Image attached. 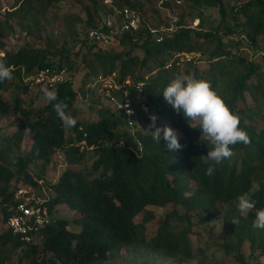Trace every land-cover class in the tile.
<instances>
[{
	"label": "trees",
	"instance_id": "1",
	"mask_svg": "<svg viewBox=\"0 0 264 264\" xmlns=\"http://www.w3.org/2000/svg\"><path fill=\"white\" fill-rule=\"evenodd\" d=\"M60 1L15 0L13 9L0 15V46L6 50L3 61L13 74L11 80L0 83V117L10 112L9 99L4 97L10 85L17 82L26 94L35 90L23 82V72L64 70L73 76L77 70L80 49L15 48L10 40V19H19L24 23L23 31L35 37L39 29L36 12L47 11ZM71 1L85 13L80 36L82 48L87 46L83 61L94 66V72L109 75L119 71L117 78L122 85L127 77L134 82L144 81L141 92L127 87L136 100L138 119L139 102L145 101L147 107L161 105L159 119L164 118L176 131L182 147L169 151L163 137L158 144L151 133L145 132L155 129L139 125L132 130L125 116L110 107H100L103 114L97 120L76 119L75 127H67L54 111L55 102L47 101L35 108L32 100L24 105V96L17 93L15 111L21 116L17 129L0 136V264H103L125 246L150 247L180 262L198 257L200 264H220L191 242L193 226L207 224L216 217L222 221L219 236L227 252L244 260L242 246L250 242L251 254L258 251L264 255V229L253 227L256 211L264 208V54L256 60L249 55L243 39L224 41L218 31L191 27L184 18L179 28L162 41L153 39L144 28L118 37L117 43L142 49V57L132 53V48L107 52L87 36L99 21L100 0ZM124 1L141 10L152 26L167 25L159 20L158 0ZM191 1L208 6L221 4L220 0ZM177 2L163 0L162 5H179ZM241 10L250 31L242 27L239 32L255 42L264 33V0L248 1ZM182 52L203 53L208 65L181 61ZM177 74L210 81L230 110L240 116V127L251 143L231 146L234 155L220 163L208 160L211 145L201 136L199 124L176 113L162 95ZM47 89L57 92L58 100L67 103V111L73 116L79 94L73 82L66 78ZM36 93L41 95L43 91ZM26 128L33 134V144L28 152L17 153ZM57 151L64 156L66 167L55 181L34 175L31 164L37 160L47 166ZM89 160L91 166L85 169L84 163ZM209 167L214 171L206 175ZM35 176L47 186L52 213L57 206L67 205L79 214L74 219L78 230L69 227L68 219L54 218L26 241L7 228L17 188L38 186ZM245 193L256 202L255 209L240 216L237 197ZM152 207L163 209V214L157 215ZM233 218L239 223H232ZM152 225L157 227L149 234Z\"/></svg>",
	"mask_w": 264,
	"mask_h": 264
},
{
	"label": "rangeland",
	"instance_id": "2",
	"mask_svg": "<svg viewBox=\"0 0 264 264\" xmlns=\"http://www.w3.org/2000/svg\"><path fill=\"white\" fill-rule=\"evenodd\" d=\"M220 6H208L194 4L191 0H181L177 4H171L169 7H163V0H158L160 9L159 19L163 24L173 27V31L179 28L180 21L184 18L185 24L194 28H201L204 30H215L223 36L224 41L233 43L236 40L243 39L245 47L250 51V56L256 60H261L264 54V33L256 37L255 42L252 39L245 38L240 34L239 30L243 27L250 31L245 23V16L242 13L241 7L251 0H220ZM15 0H0V15L5 11L12 10ZM186 11L185 16L184 12ZM85 13L82 11L81 6L71 0H62L54 7L47 11L36 12L35 17L38 21V30L36 36H28L22 29L21 21L17 18L10 19L9 23L12 27L10 32L11 44L15 48L19 46L29 45L37 48L47 47L50 51L58 50L60 47L66 48L70 51H77L80 49V54L77 58L78 68L73 77L76 81L75 87L78 90V97L75 102L73 117L84 122L99 119L103 112L100 107H109L110 104L106 103V99L102 97L99 90L98 83L105 82L104 77L107 74L102 72H94L93 67L87 65L82 55L86 52L87 46L83 48L80 45V36L83 32V19ZM40 31L41 37H38ZM170 31V33H173ZM49 39V40H48ZM48 40V42H47ZM116 41L114 45L103 47L107 52H121L132 48V53H138L141 57L143 51L138 46L121 45ZM200 61L197 65L205 67L208 62L205 60L204 54L200 53ZM119 77V71H116ZM104 76V77H103ZM89 79V80H88ZM134 80V79H133ZM96 83V85H95ZM47 87H42L30 91L26 94L19 88L18 83L10 85L4 92V97L9 99L10 112L0 117V136L8 135L17 129V123L20 119V113L15 111L14 96L19 93L24 96L25 104H30L33 101L34 107H38L48 100L44 97L43 93L37 95V91ZM49 90V89H48ZM83 105V106H82ZM111 108V107H110ZM140 110V117L138 119V126L145 125L148 128L151 123L149 116L154 114L157 116L156 126L163 127L167 125V121L159 115L162 111L161 105L152 104L150 107ZM146 114V116H145ZM198 124V122H193ZM1 141V139H0ZM33 144V134L27 135L25 133L23 142L17 153H26L29 151ZM92 160L84 163V168L87 169L91 166ZM66 167L64 156L61 152L54 154L53 160L47 165L43 166L41 161H34L30 170L34 175H43L45 180L54 182L58 174ZM36 177V176H35ZM38 178V177H37ZM257 188V187H256ZM157 215L163 214L164 210L152 207ZM54 218H64L70 221L69 227L73 230H78L79 226L74 222V219L79 216L77 212L69 208L67 205H59L55 208ZM157 226L152 225L149 228V234L156 229ZM222 229V221L219 217L213 218L207 224L194 225L193 234L191 235V242L193 247L200 246L211 260H219L220 264H264V255L256 251L251 254L250 242H245L242 246L244 253V260L236 259L232 252H227L223 247L220 239V231ZM103 264H200V258L195 257L180 262L178 259L170 257L164 253L157 252L150 247H131L125 246L122 250L112 254L108 261Z\"/></svg>",
	"mask_w": 264,
	"mask_h": 264
},
{
	"label": "built area",
	"instance_id": "3",
	"mask_svg": "<svg viewBox=\"0 0 264 264\" xmlns=\"http://www.w3.org/2000/svg\"><path fill=\"white\" fill-rule=\"evenodd\" d=\"M177 1L180 2L181 0ZM100 2L102 8L99 21L96 26L88 31L87 35L88 39L99 47L111 45L126 32L143 28L147 29L152 38L157 41H162L166 34L168 35L170 31H173V27L169 25L152 26L143 17L141 10L131 7L124 0H100ZM5 56L6 50L0 46V60H3ZM200 57L201 55L198 52H182L180 54L181 61L193 63L200 61ZM22 77L23 82L31 89L54 87L66 78L70 79L74 85L76 84L74 77L68 76L64 70L57 72L50 69H41L30 74L23 72ZM117 77V73L114 71L104 77V83H98L99 81H96V83L99 85L100 94L106 99V103L110 104L109 107L124 115L130 129L136 130L138 128V107L135 98L130 96V89L127 87H134L136 91L141 92L145 82H134L131 77H127L123 81L125 86L123 87ZM138 106L139 109L143 110L146 109L147 104L143 101L139 102ZM129 108L133 112L131 116L127 115ZM35 181L38 186L27 184L20 185L17 188L16 202L11 206V214L6 222L7 228L26 241L33 239L36 231L51 222L55 214L51 212L49 207L51 196L47 186L44 185L42 179L35 177Z\"/></svg>",
	"mask_w": 264,
	"mask_h": 264
},
{
	"label": "clouds",
	"instance_id": "4",
	"mask_svg": "<svg viewBox=\"0 0 264 264\" xmlns=\"http://www.w3.org/2000/svg\"><path fill=\"white\" fill-rule=\"evenodd\" d=\"M12 78L11 68L3 60H0V83ZM42 91L49 102H55L53 108L61 122L67 127H75L76 119L68 113L67 103L58 100L57 92L47 88ZM162 95L176 113L182 114L187 121L198 122L201 136L207 145H211L206 155L208 160L220 163L234 155L231 146L239 143L244 145L251 143L248 133L240 127V116L230 110L223 97L213 89L210 81L197 79L192 75L177 74L163 89ZM127 115H133L130 108ZM149 119L151 123L148 128L155 130L145 132L151 133L152 139L156 143L159 144L163 137L169 151H175L182 147L174 129L167 125L157 127V116L154 114H150ZM25 133L31 135L27 128ZM213 171L212 167L207 168L206 175H211ZM255 204L256 202L247 193L242 194L237 197V212L243 216L255 209ZM231 222L236 225L239 223V219L233 218ZM253 227L264 229V208L256 211Z\"/></svg>",
	"mask_w": 264,
	"mask_h": 264
}]
</instances>
